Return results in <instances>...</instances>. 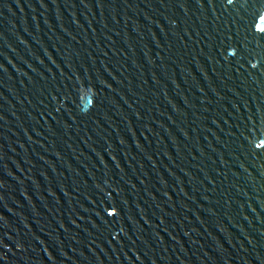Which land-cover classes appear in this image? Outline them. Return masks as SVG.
<instances>
[{
    "label": "water",
    "instance_id": "obj_1",
    "mask_svg": "<svg viewBox=\"0 0 264 264\" xmlns=\"http://www.w3.org/2000/svg\"><path fill=\"white\" fill-rule=\"evenodd\" d=\"M264 0H0V264H264Z\"/></svg>",
    "mask_w": 264,
    "mask_h": 264
},
{
    "label": "snow or ice",
    "instance_id": "obj_2",
    "mask_svg": "<svg viewBox=\"0 0 264 264\" xmlns=\"http://www.w3.org/2000/svg\"><path fill=\"white\" fill-rule=\"evenodd\" d=\"M261 31H264V29H261Z\"/></svg>",
    "mask_w": 264,
    "mask_h": 264
}]
</instances>
